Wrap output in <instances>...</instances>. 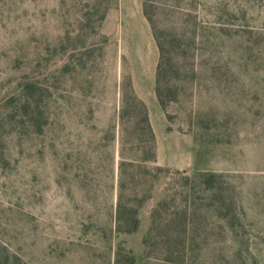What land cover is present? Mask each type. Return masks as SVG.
I'll return each instance as SVG.
<instances>
[{
	"label": "rangeland",
	"instance_id": "1",
	"mask_svg": "<svg viewBox=\"0 0 264 264\" xmlns=\"http://www.w3.org/2000/svg\"><path fill=\"white\" fill-rule=\"evenodd\" d=\"M0 264H264V0H0Z\"/></svg>",
	"mask_w": 264,
	"mask_h": 264
},
{
	"label": "trees",
	"instance_id": "2",
	"mask_svg": "<svg viewBox=\"0 0 264 264\" xmlns=\"http://www.w3.org/2000/svg\"><path fill=\"white\" fill-rule=\"evenodd\" d=\"M156 42H157V46H158L159 53H160V58H159L158 66H157V72H156V94H157V98L159 100L160 105L162 107H165L166 103H165V100L163 99L161 86H160L162 78H163V74H164V67L166 65L165 48L163 46V43L159 40V38L157 36H156ZM139 104L143 107L144 119L146 121V125L149 129V132H150L152 152H153V154L151 155V160L155 161L156 160V153H155L156 138H155V134H154V131L152 129V126H151V123L149 120L148 110L146 108V105L142 101H139ZM121 156H123V153ZM124 165H125V163H124V159L122 157V160L119 164L120 171L123 170ZM201 176L205 179L204 182L209 189L214 187V179L218 177V175L216 173L207 172V173L201 174ZM159 205H161V203ZM156 211H153L152 217L155 215ZM124 219H126L129 222L128 223L129 228L127 230H125L123 228V222H124L123 220ZM117 223H118V225H117L118 231H122V232L136 231L138 226H139L138 208L131 206V207H129V209H126L124 206V202H123L121 193L119 195L118 203H117Z\"/></svg>",
	"mask_w": 264,
	"mask_h": 264
}]
</instances>
